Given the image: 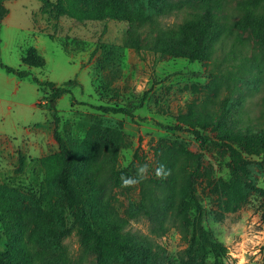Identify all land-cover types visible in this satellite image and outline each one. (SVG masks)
<instances>
[{"label":"rangeland","instance_id":"374dc122","mask_svg":"<svg viewBox=\"0 0 264 264\" xmlns=\"http://www.w3.org/2000/svg\"><path fill=\"white\" fill-rule=\"evenodd\" d=\"M60 1L85 12L108 5L107 0ZM260 4L115 0L126 20L79 22L48 18L38 0L9 1L0 60L28 76L18 79L0 69V253L8 242L2 223L12 215L20 223L30 264L97 263L76 228L58 239L59 227H70L71 218L56 191L55 112L61 137L80 146L81 167L73 184L100 212L124 222L125 231L145 237L152 260L214 261L210 253L202 263L189 254L193 231L185 218L196 213L179 205L189 183L203 226L228 249L223 263L264 264V196L256 190L264 188V163L234 173L227 149L216 142L211 128L242 136L264 128V45L252 27L239 24L247 13L260 11L255 10ZM205 8L219 20L210 58L192 62L153 52L157 39L176 46L180 25ZM33 14L44 33L35 27ZM104 46L112 49L108 61ZM33 53L44 60L42 67L23 64ZM34 77L56 86L71 80L64 86L71 94L50 104L49 91L41 92ZM101 107L125 108L132 116ZM198 121L207 127L200 128L208 137L204 147L188 126ZM131 162L145 169L142 185L130 174ZM114 171H124L123 180H115ZM165 172L172 179L169 191L151 182ZM125 181L133 183L126 186ZM141 204L158 206L162 215L150 220Z\"/></svg>","mask_w":264,"mask_h":264},{"label":"trees","instance_id":"16d2710c","mask_svg":"<svg viewBox=\"0 0 264 264\" xmlns=\"http://www.w3.org/2000/svg\"><path fill=\"white\" fill-rule=\"evenodd\" d=\"M9 0H0V27L3 19L8 14V10L4 3ZM41 3V10L50 17V14L56 17L67 16L75 21H102V20H126L127 16L118 7L114 6L115 0H107V7L92 9L88 12L75 9L68 4L64 6L62 2L38 0ZM86 1V0H85ZM264 0H257V3ZM255 11L247 13L239 22L241 27H252L255 35L264 45V3L260 4ZM49 11V12H48ZM51 12V13H50ZM33 22L38 27L39 33H44L38 25L37 16L33 14ZM219 28V20L213 12L208 8L203 11L194 12L189 19L183 22L178 30L176 46L162 39L154 40L151 47L153 52L162 55L168 54L175 58H183L192 62L204 61L210 58L212 54V44L214 37ZM46 35L56 40L54 34ZM105 58L112 56V49L104 46ZM136 50L139 47L136 46ZM37 59V61H35ZM23 64L28 67H42L44 60L37 55L29 54L23 59ZM0 69L6 74L23 79L28 76V72L14 69L7 66L0 60ZM34 83L39 87L40 91H49V103H53L56 99L64 94H71L69 88L72 81L56 86L50 81H41L33 78ZM52 109V106L49 105ZM104 112L115 114H123L132 116L131 112L125 108H105L101 107ZM53 138L58 146L59 152L55 155V181L56 191L59 201L68 211L71 218L70 227H59L58 239L71 232V228H76L79 234L80 242L91 254L97 259L96 264H165L160 257L156 260L151 258L150 242L141 235H136L129 231H125L126 224L117 216L100 212L95 203L88 197L82 189L73 184V178L81 167V161L78 155L79 145L75 140H65L58 132L59 119L53 112ZM190 132L200 142V147H204L208 137L201 134V130L207 127L205 123L198 121L195 124L188 125ZM199 127L196 129L195 127ZM171 129L172 127L166 126ZM201 128V130H200ZM216 132L215 140L228 151L229 167L236 174L247 172L250 165L261 166L264 163V128L257 135L242 136L232 133H223L216 125H212ZM140 165L134 162L130 163L129 171L132 178L143 184L141 179ZM115 180L121 181L124 178V171H114ZM151 182L157 187H163L171 190L172 179L170 173L165 172ZM191 185L186 184V188L181 191L180 208L185 210L194 209L193 217H186L187 226L193 231L191 237L192 242L189 247V254L192 259L198 263L203 262L210 253L214 259L212 264H224L223 259L227 256L228 249L221 242L213 239L209 231L203 226L201 215L202 209L197 200L190 194ZM264 196V188L256 189ZM162 206V205H159ZM163 208V207H162ZM140 211L150 220L158 218L162 212L158 206L150 208L147 204H141ZM264 219V209H263ZM7 234V249L0 253V264H30L29 248L27 244L20 238V223L14 216H6V220L2 223Z\"/></svg>","mask_w":264,"mask_h":264},{"label":"crops","instance_id":"0c3cea01","mask_svg":"<svg viewBox=\"0 0 264 264\" xmlns=\"http://www.w3.org/2000/svg\"><path fill=\"white\" fill-rule=\"evenodd\" d=\"M9 1H11V0H9ZM9 1H6L5 3H4V5H5V7L7 8V3L9 2ZM7 10H8V14L5 16V18L3 19V21H2V23H1V27H0V31H1V29H2V27H6V20L8 19V17L10 16V12H9V9L7 8ZM3 71V70H2ZM4 72V71H3ZM5 73V72H4ZM4 76H6V75H4Z\"/></svg>","mask_w":264,"mask_h":264},{"label":"clouds","instance_id":"9594fccd","mask_svg":"<svg viewBox=\"0 0 264 264\" xmlns=\"http://www.w3.org/2000/svg\"><path fill=\"white\" fill-rule=\"evenodd\" d=\"M140 171H141V173H143V172L145 171V169H141ZM158 174H159V173H158ZM124 183H125V185L127 186V185L133 183V181H125Z\"/></svg>","mask_w":264,"mask_h":264}]
</instances>
